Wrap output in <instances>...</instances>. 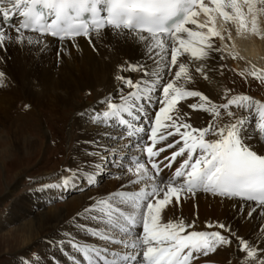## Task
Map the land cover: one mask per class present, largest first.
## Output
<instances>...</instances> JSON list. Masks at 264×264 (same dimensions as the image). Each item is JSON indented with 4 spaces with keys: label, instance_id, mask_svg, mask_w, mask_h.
I'll return each mask as SVG.
<instances>
[{
    "label": "snow or ice",
    "instance_id": "1",
    "mask_svg": "<svg viewBox=\"0 0 264 264\" xmlns=\"http://www.w3.org/2000/svg\"><path fill=\"white\" fill-rule=\"evenodd\" d=\"M256 3L257 0H0V46L5 39L12 38L7 30L17 33V42L27 39L31 44L33 38L25 37V31L64 41L78 36L88 38L93 32L99 36L102 29L112 28L126 30L127 34L138 38L144 44L148 59L157 68L164 65L159 72H152L146 64L139 62L121 66V71L142 72L143 75L135 82L118 75L116 79L122 88L131 91L121 94L119 102H115L110 94L99 101L105 105L102 111L93 109L89 114L91 123L117 127L123 133H106L108 138L126 141L124 147H133L142 153H133L126 162L124 157L128 154H118L121 148L110 150V146L93 141L98 146V154L97 151L88 153L94 156V169L88 173L89 183L94 182L97 170L111 155L113 166L126 169L123 174L128 176V183L141 187L136 191L111 193L83 210L85 216L103 224L97 228L81 225L88 235L103 241L102 245L69 241L84 264H190L197 254L207 255L217 246L230 245L234 234L223 223L216 227L227 235L221 231L186 232L191 225L183 220L162 222L161 215L166 206L173 198L179 201L184 192L202 189L221 197L255 202L264 208V153H258L247 144L244 129V113L255 111L258 113V132L264 133V103L237 94L216 104L180 83L191 79L188 63L203 61L211 52L221 51L214 48L212 39L217 36L224 39L216 28L218 17L235 23L238 32L245 30L259 34L256 14L257 11L264 12V0H259L260 9ZM16 16L19 19L14 22ZM185 55L189 58L188 63L182 59ZM165 71H174L167 82L163 75ZM196 71L202 72V68L197 67ZM247 75L264 79L255 69ZM161 92V106L155 111L154 120L148 121L147 139L151 144L142 148L139 142L133 145L131 138L144 132L137 122L147 117L146 105L152 103L153 94ZM188 97H199L201 103L189 107L209 113L211 119L207 126L193 127L181 118L177 105ZM177 136L179 140L175 139ZM161 141L165 142V147H156ZM165 148L172 149L170 156H165L169 162L167 166L181 157L179 167L166 181L155 159ZM149 164L151 168L147 166ZM66 171L70 172L69 176L47 187H67L77 178L80 169ZM249 215H252L251 211ZM138 227L142 230L137 231ZM235 240L238 251L245 254L243 264H264V249L238 235Z\"/></svg>",
    "mask_w": 264,
    "mask_h": 264
},
{
    "label": "bare ground",
    "instance_id": "2",
    "mask_svg": "<svg viewBox=\"0 0 264 264\" xmlns=\"http://www.w3.org/2000/svg\"><path fill=\"white\" fill-rule=\"evenodd\" d=\"M256 7L257 9L262 7L259 0H257ZM244 12L247 13L246 7L244 8ZM256 16L259 34L245 30H240L238 32L235 23L223 21L218 17L216 28L221 32L224 39L221 40L219 36L213 37L212 39L214 48H219L221 51H213L209 54V58H206L203 61H193L192 63H188L189 58L187 55L182 57V59L188 63L191 79L187 82L181 80L180 83L184 84L185 88L188 90L198 91L207 96L212 102L219 104L223 99L222 94L224 91L223 85L221 84L222 70H220L223 66H231L236 69V71L245 73L244 75L249 79L251 76L247 75V72H249L247 65H250L252 70H258L260 75L264 76V62L262 63L261 61V58L264 56V12L257 11ZM17 17L18 16L14 18V22L18 21L19 17ZM248 17V28L250 29L251 16L249 15ZM201 19H203L202 16ZM189 27L194 28L192 25H189ZM7 34L12 38L10 40L5 39L3 41V46H0V73H3V76L0 77V129L7 127L11 128L15 125V129H13L11 134L15 141L13 142L14 145H12L9 150H15V152L16 150H19L22 152L30 149L33 142L20 136L18 133L19 125H13L12 120L14 108L18 101H27L28 103V99L23 98L18 89H21L24 86L23 79L28 75L29 67H27V65L29 63L18 59L14 60L8 53L5 55V51L3 50L10 49L11 53L14 54V51L25 43L24 40L22 42H17V33L14 30H7ZM100 34L103 35L97 36L95 32L90 33L89 37L94 36L95 38L92 39L94 41L89 40L88 42L89 37L85 38L84 36H79L74 40L56 41L47 36L39 37L36 34L24 32L25 37L33 36L34 39L41 40L40 42L46 46H50V43L58 44L65 42L70 46L79 45L80 48L85 51L98 49L104 45L114 47V44L123 49H128L124 48V45H127L128 47L137 49V54H140V56L137 57V59L140 60L139 63L146 64L150 71L159 72L164 69L163 64L157 68L153 64V61L148 59L145 55L146 49L144 44L138 38H134L132 35L127 34V31L106 28L101 30ZM123 49L120 57L113 61L110 72L108 73L109 76L106 79H100L97 84L92 83L93 86L96 87L95 95L93 96L94 101L78 105L66 102L63 106V108H69L73 111V120L70 124L72 123L71 127H76L75 130H77L75 137H72V140H74L70 158L71 170L75 171L77 168L80 169L77 178L72 183L68 184L67 187H46L43 189L42 193L34 191V195L22 199L20 208L16 210L18 212V217H23V214L27 213L32 207L33 209L42 207L43 202L46 203L50 202V200L63 197L68 191L74 192L76 189L81 190L87 188L88 184H95V180L98 179L101 172H104L105 170L111 173L109 175L110 179L104 182L105 184L101 189L96 190L93 193H86L85 195L67 202L63 210L58 212L57 217L53 221L49 220L51 213H45L39 215L37 219L35 218L31 222L29 221L21 224L18 228L24 230L22 240L23 245H31L36 241H40L41 246L38 257L35 260L28 261L25 256H19L14 264H55L57 262L59 264H84L83 258L69 243V241H75L74 237L72 238L71 235H68L69 239H67L64 235H61L58 228L67 222H71V226L68 225L69 231L74 228L77 232L76 236L81 238V241L75 242L79 244L96 243L93 239L88 237L87 232L81 227V225L88 228H97L103 227V224L98 219L94 220L85 216L83 210L90 204H93L96 200L107 198L111 193L121 190L136 191L141 187V185H131L128 183V176L123 174L126 172V169H120L113 166L111 163L113 157L111 155H109L108 159L103 162V167L97 170L94 182L89 183L88 181V173L94 169V156L89 155L88 153L97 151L98 148L97 145L92 143L93 141H98L99 144L111 146L110 150L121 148L122 151L118 154L124 155L126 152L128 154L124 157L126 162L128 157L133 153L142 154L138 153L137 149L133 147H124V144L127 143L126 141H113L105 135L106 133H110L111 135H123L119 128L103 126L104 128L100 129L89 120V114L92 113L93 109H96L97 111H99V108L104 109L105 105L99 104V101L108 97L110 94L115 102H119V92L122 86L116 79L118 75L126 78L132 77L134 82L143 75L142 72L121 71V66H126L127 63H137L136 59H133L130 55H122L124 51ZM222 55L224 57L223 59H221ZM7 64L9 69L7 68ZM197 67H201L202 72H197ZM9 71L12 74L16 73L19 78L17 76L13 77ZM163 75L165 82H167V80L174 75V71L172 73L165 71ZM101 87L103 89L100 91L98 88ZM161 98L162 92L159 94H153L152 103L146 105V111L148 113L147 117H143L137 122L144 128V132L131 138L133 145L139 142L140 148H142L145 144H151V141L147 139L150 132V124L147 127L145 121L148 122L149 120H154L155 111L161 106L159 103V99ZM34 100L35 102L33 105L45 107L54 114H58L60 110H62V108H57L52 103L50 104L45 101L40 102L41 100L38 98ZM256 100L261 102L260 98H257ZM199 103H201L199 97H188L179 101L177 105L181 118L197 128L207 126L211 119L209 113L199 109L194 110L189 107L190 104ZM81 113H84V115H80ZM244 115L246 119L244 129L247 144L257 150L258 153H264V133H259L257 127L258 113L253 111L252 113H244ZM255 121L256 123L250 125ZM116 129L120 133L115 134ZM175 139L179 140V137L177 136ZM171 140L172 138L170 137L169 142H171ZM7 141H9V138ZM156 147H165V142H159ZM4 151L7 150L5 149ZM171 151L172 149L165 148V151L155 158L156 162L161 166V175L165 181L174 174L175 169L179 167L181 161V157H177L176 161L171 162V166H167L169 162L165 160V156H170ZM144 159H147L146 155L144 156ZM107 161H109L108 166H106ZM147 166L151 168L150 164ZM42 199L43 202L40 203L39 200ZM250 211L252 212L251 216L249 215ZM78 213L80 215H78ZM262 213H264V208L257 206L255 203L239 200L237 198L221 197L199 189V191L197 190L191 193H181L179 201H176L175 198H173L172 202H170L162 212L161 220L164 223H167L169 220H183L187 225H191L190 228L186 229V232L193 230L221 231L222 234L227 235L224 230L216 227L218 223L225 224L234 234L233 237H231L233 242L230 245L217 246L214 252H209L207 255H195L190 261V264H243L245 254L238 251V244L235 240V236L238 235L245 238L252 242L254 246L264 249V234H262L264 229L261 227L264 226V215H262ZM208 225H212L213 227L210 228ZM140 230H142V228L138 227L137 231ZM57 236L59 239L62 238L63 240L56 241ZM97 245H102V242L100 243V241H97ZM111 247L117 246L112 245ZM54 259L56 262H54Z\"/></svg>",
    "mask_w": 264,
    "mask_h": 264
},
{
    "label": "rangeland",
    "instance_id": "3",
    "mask_svg": "<svg viewBox=\"0 0 264 264\" xmlns=\"http://www.w3.org/2000/svg\"><path fill=\"white\" fill-rule=\"evenodd\" d=\"M101 35L103 34L99 36ZM32 38L33 43L31 44L24 39L25 43L16 49L14 54L10 49L3 50L5 55L8 53L14 60L29 63L27 65L28 75L23 79L24 86L18 89L23 98L28 99V103L18 101L14 108L12 123L19 125L18 133L21 137L31 140L34 144L32 143L28 151H10L15 141L11 136L15 125L11 128L0 129V264H14L19 256H25L28 261L35 260L38 257L41 242L36 241L24 246L22 242L24 230L18 227L45 213H51L49 220L53 221L67 202L101 189L104 182L110 179L111 174L105 170L101 172L102 176L100 175L95 180L96 183L88 184L87 188L76 189L74 192L68 191L63 197L50 200V202L44 203L43 199L39 200L40 203L43 202L42 207L35 209L32 207L23 214V217H18L16 210L20 208L22 199L34 195V191L42 193L47 185L58 184L62 177L70 175V172L66 170L71 169L70 158L74 140L72 137H75L77 130H75L76 127H71L72 123L70 124L73 120V111L63 106L66 102L78 105L94 101L96 87L92 83L97 84L100 79H106L109 76L113 61L120 57L123 49L114 44V47L104 45L98 49L85 51L79 45L70 46L65 42L50 43V46H46L40 42L41 40L34 39L33 36ZM93 38L95 37H89L88 42ZM124 48L128 49H123L122 55L128 54L136 59V62L140 61L137 59L140 56L137 54V49L127 45H124ZM261 61L264 62V56ZM247 68L249 72L252 70L250 65H247ZM220 70H222L223 83L221 84L224 90L221 103L231 95L237 94L248 95L254 100L260 98L261 103L264 102V79L257 80L254 77L248 79L245 73L238 72L231 66H223ZM10 74L18 77L16 73ZM98 89L101 91L103 88ZM121 89L120 95L131 90L123 88L121 91ZM36 98L40 99V102L52 103L62 110L54 114L45 107L33 105ZM102 110L99 108V111ZM254 123L256 121L250 125ZM96 127L104 128L101 125H96ZM117 133L120 132L116 129L115 134ZM8 138L9 141H7ZM5 149L7 151H4ZM108 164L109 161L106 162V166ZM68 225L71 226V222L58 228L61 235L67 239H69L68 235H71L75 241H81V238L76 236L77 232L74 228L69 231ZM88 237L96 242L91 243L92 245H97V241H100L90 235ZM56 239V241L63 240L58 236ZM101 242L103 244V241Z\"/></svg>",
    "mask_w": 264,
    "mask_h": 264
}]
</instances>
